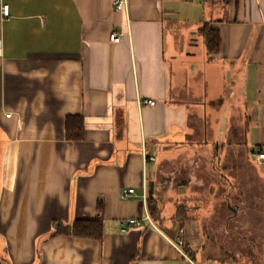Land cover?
Masks as SVG:
<instances>
[{
    "label": "crops",
    "instance_id": "0c3cea01",
    "mask_svg": "<svg viewBox=\"0 0 264 264\" xmlns=\"http://www.w3.org/2000/svg\"><path fill=\"white\" fill-rule=\"evenodd\" d=\"M128 2L118 12L114 0H0V264L245 263L186 243L177 212L247 192V122L264 114L249 93L264 85V0ZM206 23L221 37L213 59ZM69 115L84 118L83 140L67 139ZM261 144L264 131L249 150L262 165ZM166 192L184 201L165 215ZM97 217L101 240L55 234Z\"/></svg>",
    "mask_w": 264,
    "mask_h": 264
},
{
    "label": "rangeland",
    "instance_id": "374dc122",
    "mask_svg": "<svg viewBox=\"0 0 264 264\" xmlns=\"http://www.w3.org/2000/svg\"><path fill=\"white\" fill-rule=\"evenodd\" d=\"M261 87L260 92L249 89V93L257 97L259 100L257 105L262 106L264 85ZM208 93L212 96L211 89ZM220 100L224 102L220 117L221 120H224L225 111L232 108L228 103L233 99L227 92L221 96ZM259 109L263 110V107H259ZM221 125L227 124L221 123ZM263 131L264 114L260 112L251 123L247 122V192H243V187H236L235 197L229 201L211 203L214 198L207 196L206 200H212L211 202H207L205 199L199 203L188 200L187 205L182 204L184 213L177 214L179 219L177 223L184 229L186 243L191 244L194 248L207 245L206 248L214 254H223V251L230 252L232 256H237L243 263L245 262L244 264H264V164L261 165L255 160L253 153L249 152L252 147L257 146ZM206 145L210 150L215 148L213 142ZM155 155L158 163H161L165 158L163 150H159ZM250 164L258 176L250 169ZM238 176L240 178L238 182L243 183L245 177L241 174ZM214 187L211 190L215 189ZM207 195H211V193L209 192ZM180 196L181 194L167 192L162 196L165 215L173 210L175 202L179 199H181V203L184 201ZM230 205L238 206L237 212H234L229 207ZM191 207L193 210L188 217L186 212H189ZM193 212L196 214L193 215ZM2 253L3 243L0 239V255Z\"/></svg>",
    "mask_w": 264,
    "mask_h": 264
},
{
    "label": "trees",
    "instance_id": "16d2710c",
    "mask_svg": "<svg viewBox=\"0 0 264 264\" xmlns=\"http://www.w3.org/2000/svg\"><path fill=\"white\" fill-rule=\"evenodd\" d=\"M203 36L206 52L209 59H213L220 51L221 37L219 30L206 23L200 30ZM85 135V120L82 116L69 115L66 119V136L71 141H81ZM184 206L178 207L177 214L184 213ZM157 209V206L155 208ZM159 212V210H158ZM153 214V213H152ZM104 225L100 217L95 219L76 220L73 224L60 225L55 234L71 235L83 238L101 240L103 237Z\"/></svg>",
    "mask_w": 264,
    "mask_h": 264
},
{
    "label": "built area",
    "instance_id": "2783aa9c",
    "mask_svg": "<svg viewBox=\"0 0 264 264\" xmlns=\"http://www.w3.org/2000/svg\"><path fill=\"white\" fill-rule=\"evenodd\" d=\"M114 7H115L116 11H118V12H128V10H129V2H128V0H114ZM2 14H3L4 17H9V15H10V7H9V5H4L2 7ZM124 34H125L124 32L118 33L116 31H114V32L111 33L110 39L112 41H114V42H120ZM146 103L148 105L154 106L156 104V101L153 100V99H148V100H146ZM10 115L11 114H7L8 117ZM254 153L257 156L258 160L260 162L264 163V144H261L260 146H258L254 150ZM145 160L154 161L155 160V156H153V155H150V156L145 155ZM133 192H134L133 188L125 189L122 192V197L123 198H127ZM130 223H136V219L130 220L128 222V225ZM124 230H126V228H124ZM183 244H184V241H183L182 236H178L177 245L181 246Z\"/></svg>",
    "mask_w": 264,
    "mask_h": 264
},
{
    "label": "water",
    "instance_id": "95a60500",
    "mask_svg": "<svg viewBox=\"0 0 264 264\" xmlns=\"http://www.w3.org/2000/svg\"><path fill=\"white\" fill-rule=\"evenodd\" d=\"M232 209H233L234 212H236L237 211V206L233 207Z\"/></svg>",
    "mask_w": 264,
    "mask_h": 264
}]
</instances>
